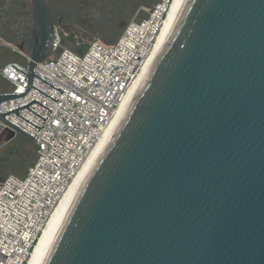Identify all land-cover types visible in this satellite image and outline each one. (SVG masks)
<instances>
[{"label":"water","instance_id":"1","mask_svg":"<svg viewBox=\"0 0 264 264\" xmlns=\"http://www.w3.org/2000/svg\"><path fill=\"white\" fill-rule=\"evenodd\" d=\"M33 16L0 104L52 53L46 0ZM41 264H264V0H187Z\"/></svg>","mask_w":264,"mask_h":264},{"label":"built area","instance_id":"2","mask_svg":"<svg viewBox=\"0 0 264 264\" xmlns=\"http://www.w3.org/2000/svg\"><path fill=\"white\" fill-rule=\"evenodd\" d=\"M170 0L128 22L113 43L91 41L82 52L58 27L51 55L36 65L27 94L0 104L14 126L34 137L37 158L25 176L0 181V264H28L65 192L111 125L151 56ZM30 54L1 68L4 93L26 91ZM9 125L0 119V132Z\"/></svg>","mask_w":264,"mask_h":264},{"label":"flooded vegetation","instance_id":"3","mask_svg":"<svg viewBox=\"0 0 264 264\" xmlns=\"http://www.w3.org/2000/svg\"><path fill=\"white\" fill-rule=\"evenodd\" d=\"M57 25L66 18L79 25L83 36H98L104 40L108 32L126 27L129 14L142 0H46ZM35 23L33 0H0V70L9 61L29 54L27 39ZM58 23V24H59ZM59 28V27H58ZM10 83L0 71V94ZM6 138L7 133L0 132ZM3 170H0V174ZM1 178V177H0Z\"/></svg>","mask_w":264,"mask_h":264},{"label":"bare ground","instance_id":"4","mask_svg":"<svg viewBox=\"0 0 264 264\" xmlns=\"http://www.w3.org/2000/svg\"><path fill=\"white\" fill-rule=\"evenodd\" d=\"M186 2L187 0H170L162 32L159 35L158 41L151 56L132 86L130 93L120 105L111 125L107 128L101 140L94 148L91 156L85 162L82 169L75 177L72 184L69 186L68 190L65 192L60 203L53 212L46 228L44 229L38 243L36 244L28 264H41L43 262L51 246L56 240L62 224L71 207L73 206L80 190L82 189L92 170L102 156L104 150L124 120L130 106L132 105L144 82L147 80L163 46L174 29Z\"/></svg>","mask_w":264,"mask_h":264},{"label":"rangeland","instance_id":"5","mask_svg":"<svg viewBox=\"0 0 264 264\" xmlns=\"http://www.w3.org/2000/svg\"><path fill=\"white\" fill-rule=\"evenodd\" d=\"M142 1L143 2L140 3L137 6V8L134 9L129 14L127 22L131 21L134 18L142 19L146 17L149 11L152 8H154L155 5L160 3L162 0H142ZM56 23L57 25H60L58 27L63 37L64 43L79 52L84 51L88 46V44L93 40H100L106 43H113L124 30V27H117L114 31L108 32V34H106L103 40L98 36H88V37L83 36L80 29L81 27L68 18L64 19L62 23H59L58 20H56ZM20 141L21 139L18 136L10 141H6V138L0 137V163L3 162L6 164V166H10L9 162H7V159H9L7 158L8 153L11 150H15ZM9 174L17 175L20 173L11 171L10 169H5L3 170V173L0 174V177H4Z\"/></svg>","mask_w":264,"mask_h":264},{"label":"trees","instance_id":"6","mask_svg":"<svg viewBox=\"0 0 264 264\" xmlns=\"http://www.w3.org/2000/svg\"><path fill=\"white\" fill-rule=\"evenodd\" d=\"M21 137L16 149L8 153L7 158L9 159H7V162H9L10 166H6L5 163L1 162L0 170L10 169L11 171L19 172L20 174H17V176L22 177L27 174L37 158V145L34 141Z\"/></svg>","mask_w":264,"mask_h":264}]
</instances>
